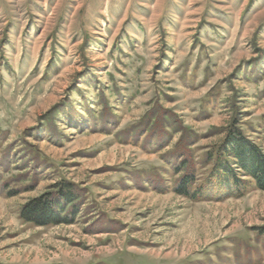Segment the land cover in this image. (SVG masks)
<instances>
[{
  "label": "rangeland",
  "instance_id": "obj_1",
  "mask_svg": "<svg viewBox=\"0 0 264 264\" xmlns=\"http://www.w3.org/2000/svg\"><path fill=\"white\" fill-rule=\"evenodd\" d=\"M234 120L264 147V0H0V264H264V189H203Z\"/></svg>",
  "mask_w": 264,
  "mask_h": 264
},
{
  "label": "trees",
  "instance_id": "obj_2",
  "mask_svg": "<svg viewBox=\"0 0 264 264\" xmlns=\"http://www.w3.org/2000/svg\"><path fill=\"white\" fill-rule=\"evenodd\" d=\"M236 121L231 123L223 146L219 147L217 153L212 151L207 155V160H214V165L207 186L203 187L205 190L210 189L208 187L217 189L219 185L230 184L228 192L239 191L244 188L243 185L249 184L246 179L239 177L241 175L249 177L257 188L264 189V147L247 138ZM194 184L193 177L185 176L177 185L176 191L192 200H199L201 198L199 193H203L202 187L199 190L194 189ZM55 186L58 187L56 192L61 199L55 201L52 192L35 198L21 210V217L25 221L36 225H50L68 220L64 217V203H74L76 191L71 183L63 182Z\"/></svg>",
  "mask_w": 264,
  "mask_h": 264
}]
</instances>
